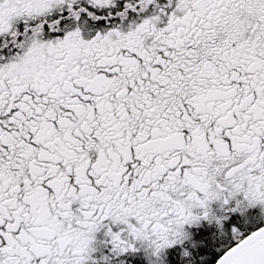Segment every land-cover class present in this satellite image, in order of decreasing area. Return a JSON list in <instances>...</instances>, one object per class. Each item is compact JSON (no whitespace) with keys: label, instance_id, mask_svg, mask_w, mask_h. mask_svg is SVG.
I'll use <instances>...</instances> for the list:
<instances>
[{"label":"snow or ice","instance_id":"1","mask_svg":"<svg viewBox=\"0 0 264 264\" xmlns=\"http://www.w3.org/2000/svg\"><path fill=\"white\" fill-rule=\"evenodd\" d=\"M0 264H264V0H0Z\"/></svg>","mask_w":264,"mask_h":264}]
</instances>
